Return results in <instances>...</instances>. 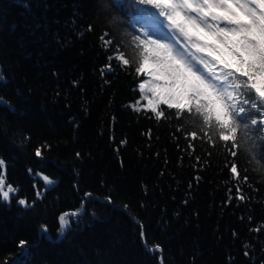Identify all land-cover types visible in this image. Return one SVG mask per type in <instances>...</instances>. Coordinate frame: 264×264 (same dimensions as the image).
Here are the masks:
<instances>
[{"label":"trees","instance_id":"obj_1","mask_svg":"<svg viewBox=\"0 0 264 264\" xmlns=\"http://www.w3.org/2000/svg\"><path fill=\"white\" fill-rule=\"evenodd\" d=\"M144 18L167 24L139 0H0V173L19 189L0 196V264H264L251 230L264 224V132L238 131L230 149L186 139L195 117L136 107ZM121 52L137 63L109 62ZM233 159L250 199L226 204Z\"/></svg>","mask_w":264,"mask_h":264},{"label":"snow or ice","instance_id":"obj_2","mask_svg":"<svg viewBox=\"0 0 264 264\" xmlns=\"http://www.w3.org/2000/svg\"><path fill=\"white\" fill-rule=\"evenodd\" d=\"M139 3L159 9V16L166 19L169 29L163 39H153L147 30L144 38L132 36L139 57L136 73L149 77L138 85L147 100L142 107L150 110L157 120L168 115L161 110V105L174 109L178 120L195 117L192 122L198 125V130L186 133V139L206 138L207 142L215 143L213 137H216L225 144L231 141L230 149L237 147L238 131H243L248 140L252 139L249 133L264 132V0H139ZM163 26L162 22L158 25ZM106 43L110 46L115 41ZM117 47L119 50L120 46ZM226 53L231 60L226 58ZM125 56L127 53L121 52L118 56H109L108 60L117 59L125 66L137 63ZM148 62L152 65L150 69L145 66ZM111 70V63L106 64L101 75ZM183 130V125L176 129ZM192 146L190 143L189 147ZM35 155L42 157L41 148L35 150ZM237 155L238 151H231L233 158ZM3 165L4 161L0 160V166ZM226 167L237 181V195H229L225 203L250 199L242 188L248 176L239 172L235 159ZM44 180L47 184L55 183L47 176ZM5 185L6 180L0 173V196L7 201L10 193L19 189L7 184L4 190ZM40 195L38 192L37 196ZM84 197L90 199L91 194L85 192ZM105 199L111 203L110 197ZM18 203L25 205L26 202L20 199ZM81 209L61 214L62 232L69 224V217L76 216ZM248 219L251 221L252 217ZM45 230L41 225V231ZM251 230L264 231V224ZM144 236L142 228L141 238ZM20 245L26 247V242L21 240Z\"/></svg>","mask_w":264,"mask_h":264},{"label":"rangeland","instance_id":"obj_3","mask_svg":"<svg viewBox=\"0 0 264 264\" xmlns=\"http://www.w3.org/2000/svg\"><path fill=\"white\" fill-rule=\"evenodd\" d=\"M159 20H161V19H159ZM146 21H148V23H149V21L150 20H148L147 18H144V21L143 22H145L146 23ZM162 22H163V18H162ZM158 25H160V22H156ZM146 25V27L150 30V32L152 33V35L153 36H155L156 38H158V39H163V38H165V36H166V34L169 32V29L167 28V24H163L164 26L163 27H159L160 29H162V32H159V31H157L156 29H155V25L153 24L152 25V27H150V26H148V24L146 23L145 24ZM157 25V26H158ZM146 68H148V69H150L151 67H152V65H151V63L150 62H148L146 65ZM147 79H149V77L146 75V74H143V78L140 80V82H142L143 80H147ZM139 82V83H140ZM139 85V84H138ZM138 89H139V87H138ZM147 95H150V93H146ZM144 95L145 94H142L141 92H140V90H139V97H138V99L136 100V102H135V106L136 107H140V108H143L142 106L144 105V104H146L147 103V100H145L144 99ZM144 109V108H143Z\"/></svg>","mask_w":264,"mask_h":264}]
</instances>
